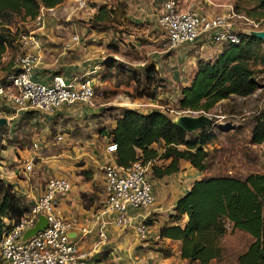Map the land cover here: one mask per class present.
<instances>
[{"label":"trees","instance_id":"16d2710c","mask_svg":"<svg viewBox=\"0 0 264 264\" xmlns=\"http://www.w3.org/2000/svg\"><path fill=\"white\" fill-rule=\"evenodd\" d=\"M61 1L0 0V62L7 45L14 38L7 25L11 15L15 13L33 19L40 7H52ZM250 1L253 2L251 8L244 9L247 14L255 19L264 17V0ZM117 9L122 15L123 10ZM107 14L106 7L98 4L93 16L101 19ZM238 37L237 42H224L213 56L196 61L188 84L179 87L178 108L208 112L221 98L230 94L245 96L254 91L257 84L250 61L257 56L258 43L262 40L243 32H239ZM261 59L264 60V48ZM9 69H5L0 80L17 70L15 67ZM141 69L142 77L138 74L130 76L134 82L133 95L154 98L155 88L161 87L159 83L163 78L156 74L152 62L145 63ZM208 125L190 132L175 125L164 109L142 112L122 106L114 117L113 125L99 128L98 132L115 143L113 158L118 166L125 167L137 158L142 161L168 159L166 164L155 162L150 165L149 175L158 177L170 171L179 158L187 160L198 171L206 168L209 152L204 145L214 135ZM234 129L223 131L224 138L231 139ZM239 129L241 127L235 131ZM247 132L248 145L264 140V106L251 115ZM152 143H157L161 149L158 151ZM177 144L183 147L179 148ZM249 150L255 156L254 148L249 146ZM26 209L27 203L15 194L12 184L0 178V231L17 221ZM182 214H186V220L179 224ZM168 219L171 222L158 228V236L178 239L179 256L185 258L187 264H264V171L253 169L243 176L202 175L175 200ZM144 220L149 223L147 217ZM227 229L241 230L250 239L233 261L219 262L221 247L218 240Z\"/></svg>","mask_w":264,"mask_h":264},{"label":"rangeland","instance_id":"374dc122","mask_svg":"<svg viewBox=\"0 0 264 264\" xmlns=\"http://www.w3.org/2000/svg\"><path fill=\"white\" fill-rule=\"evenodd\" d=\"M137 1L139 0H88L84 7L75 8L72 0H65L59 5L52 6L50 10L43 9V27H47L49 32L57 37H55L56 39H49L45 33L33 31L34 36L37 37V40L39 39L38 47L41 52L44 49L46 52V56H41L51 57V52L62 46L64 51H61L65 54V51L71 50V45L76 41L78 43L82 42L85 47L84 54H89L90 57L95 56L97 60L102 59L103 61L95 72L94 90L96 97L93 101L94 106L89 108L87 113L79 115V117H67L57 122L56 120L51 121L48 117L49 114L33 112L20 115L21 112H19L15 117L17 120L11 119L9 123L0 126V148L12 142L20 146L21 144L19 145L18 142L23 141L28 147L32 146L34 150V155L30 161L31 169L23 167L28 162L25 157L13 152L16 155L15 162L23 167L18 173L19 178L37 180L39 176V179L45 182L49 174L46 173L44 160L46 157H51L52 154L60 153L59 149L62 146L60 141L57 142L59 140L56 137L57 135L64 132L75 141H81L94 133L97 137H100L98 136L100 135L98 129L107 126L111 117L113 118L118 114L120 107L135 108V98H132L134 97V82L130 76L131 74H138L142 77V71L136 67L135 60L143 59L145 63L153 62L156 67V74L159 73L163 78L159 84L162 88L165 87L172 97L176 96L175 90L180 87L179 80L185 82L189 79L194 60L191 57L188 59V55L194 48L188 47L189 49L183 52L186 55L185 57L183 55L174 56L175 48L163 49L164 36L157 28L154 19L155 14L158 12L157 9H159V3L151 0L150 2L147 1L143 8H139L142 5L139 6L136 3ZM98 4H103L108 10L107 16L101 19L93 16ZM232 4L237 14L235 17L237 31L251 34L254 30L264 29V17L255 19L244 10L245 8H251L252 1L232 0ZM117 8L123 10L122 15H120ZM137 10H139L138 14ZM48 19H52L49 24L47 23ZM7 25L14 38L7 45L1 57L0 78L4 76L5 69L8 70L13 67L14 58L22 51L17 39L18 34L28 33L34 29L35 24L31 18H23L19 14L13 13ZM72 35H76L77 38L75 40L71 39ZM63 37H66L64 41H62ZM148 48L150 50L158 48L161 54L158 55L159 53L150 51ZM263 48L264 42L262 40L258 43L257 56L250 61L252 75L257 84L254 91L245 96L238 95L242 97L230 95L228 97L230 101H227L225 105H216L214 108H210L208 112H203L211 118L208 127L211 126L214 135L204 145L209 154L207 166L202 171V175L232 174L243 176L253 169L264 171V147L261 145L256 146L254 148L255 156H252L247 144L248 132H246L251 115L256 114L264 106V60L261 59ZM57 53V55H54L53 63H51L53 68L56 66L53 64H57L62 55L60 51ZM203 56L206 55L203 54ZM39 68L37 71L45 74L48 73L50 67ZM174 73H177L176 76H179V78L174 79ZM168 78L173 79L176 84L169 83ZM155 89L157 93L159 88L156 87ZM228 102H230V106ZM233 104L236 106L234 107ZM160 108L167 111L170 116L189 113L181 111L184 110L181 108H171V110H169V106L168 108L163 106ZM54 111L55 109L51 111L52 114H54ZM222 111L226 114L218 118L215 114ZM229 112L235 114L231 116L228 114ZM198 113L201 112L193 111L192 114ZM34 115L37 117L36 121L31 119ZM230 126H234L235 129L241 127V129L237 131L234 129L231 139L224 138L222 130ZM242 127L246 128L242 129ZM198 129L189 131L195 132ZM32 140L36 143L35 147ZM177 147L181 148L183 145L177 144ZM13 153L7 150L0 151V178L7 164L4 160L8 154ZM171 169L170 171H176L178 167L174 164ZM20 197L27 205L29 204L30 201L23 196ZM249 239L250 237L241 230L227 229L218 240L221 253L217 261H233L238 252L246 247ZM183 264H187V261Z\"/></svg>","mask_w":264,"mask_h":264},{"label":"crops","instance_id":"0c3cea01","mask_svg":"<svg viewBox=\"0 0 264 264\" xmlns=\"http://www.w3.org/2000/svg\"><path fill=\"white\" fill-rule=\"evenodd\" d=\"M64 1L65 0H62L57 3V5ZM147 1L150 2L151 0H139L136 3L139 6L142 5L139 8H143ZM156 1L159 3L158 6H160L161 0H154L155 3ZM196 4H200L204 11L212 12L216 10V7L209 5L206 0H197ZM136 12L138 14L139 10ZM47 21L49 24L52 22V19H48ZM43 24L35 31H38V33H45L46 37L49 39L57 37L53 35V33H50L47 27H43ZM65 39L66 37H63L62 41ZM38 41L39 39L37 40L36 37V42L29 45L27 49L36 57L33 66V77L35 79L48 82L53 74H60L64 78L73 75L90 76L92 80L95 81L96 69L101 66L103 60H97L95 56L90 57L89 54H84L85 47L82 42L78 43L74 41L71 45V50L65 51V54L62 53V51H64L62 46L59 47L58 50H53L51 54L49 53L51 57H44L41 55L46 56L45 49L41 52V49L38 47ZM222 44L223 43L213 42L206 37H200L190 43H181L177 47L179 49L175 48L176 51L173 55H183L185 57L186 55L185 53L183 54V52L187 51L190 47H193L194 49L189 53L188 59L190 57L191 59L193 58L194 64L192 68L194 69L196 61L199 58L213 56L221 49ZM148 50L150 49L148 48ZM59 51L62 55L60 56L59 62L53 64L56 65L53 68L51 63L54 61V55H57V52ZM150 51L159 53L158 55L161 54L158 48H153ZM147 53L149 52L147 51ZM203 54L206 56H203ZM144 64L145 62L143 59L135 60L136 67L141 71ZM44 66L50 67L47 71L48 73H39L37 71L40 69L39 67ZM158 75L161 76L159 73ZM176 75L177 73L173 74L174 79L179 78V76ZM167 81L176 84L173 79L170 80L168 78ZM179 82L180 86L186 85L188 84L189 79L185 82L179 80ZM157 88H159V90L154 98H147L144 96L132 97L135 98V109L147 112L151 109H162L160 108L162 106L165 108H168L169 106V110H171V108H178L177 99L179 96V89L175 90L176 96L172 97L165 87L162 88L158 86ZM230 95H233L234 97H242L236 94ZM230 95L228 97H230ZM228 97L219 99L212 108L220 104L225 105L227 101H230V98ZM94 99L90 104L78 102L62 104L55 108L54 114H52V112L49 113L36 110L28 111L49 114L48 117H50L51 121L56 120L58 122L67 117H79V115L87 113L89 108L94 106ZM229 103L230 102H228V104ZM81 104H83L82 107H80ZM233 106L235 107L236 105L233 104ZM18 113L19 112H4L1 116L5 117V123H9V120L11 119L17 120L15 117ZM19 114L21 115L23 113L21 112ZM225 114L226 112L222 111L215 115L219 118L223 117ZM228 114L233 116L235 113L229 112ZM115 116H113V118L111 117L109 124L107 126L105 125V129L113 125ZM31 119L36 121L37 117L34 115ZM245 128L246 127H242V129ZM229 129H234V126L227 127L222 131H227ZM246 130L248 131V129ZM98 136L100 137H97L96 133H94L90 137H85V139L81 141H75V139L68 137L66 133L62 132L56 136L57 139H59L57 142L60 141L62 143V146L59 149L60 153L52 154L51 157H46L44 160V167L45 170H47L46 173L49 174V177L63 176L70 183V187L66 191L57 194L56 209L62 217L72 218L78 224L84 225L87 228L85 233H80L79 231L74 230L72 231L71 236L75 240H78L81 247L90 250L89 264H183L186 262L185 258L179 256V240L169 237H159L158 228L163 223L171 222L168 219V215L172 210V205L175 200L184 193L194 179L202 176V171L195 169L187 160L179 158L174 161L175 165L178 167L176 171L168 170V172L162 173L158 177L150 176L153 193L152 204L145 208L129 210L136 220H140L145 216L147 217L149 227L146 236L141 237L135 233L129 225H115L113 222V214L103 209L101 165L105 160L110 158L111 152H108L105 149V144L109 141L108 137L102 134ZM18 143L21 145L17 146L14 142L8 143L5 147H1L0 151L3 152L7 150L12 153L17 152L19 156L25 157L26 160L30 162L34 155L32 146L28 147L23 141H19ZM32 143L35 147L36 143L34 140H32ZM258 145L264 147V140L260 143L249 144L252 148H256ZM152 146L157 147L158 151L161 149L160 146H157V143H152ZM79 158L81 159L78 160ZM15 160L16 155L14 153L7 155V158L4 160L7 164L5 170L2 171L1 178L12 184L15 194L19 196V198H21L20 196H23L26 200L31 201L40 194L44 182L39 179V176L37 180L19 178L18 173L23 167L18 165ZM168 161V159L162 161L157 158L146 161L147 171H149L148 173L150 174L149 169L152 163L166 164ZM40 162H42V160H40ZM185 220L186 214H182L178 223L182 224ZM99 233L102 234L100 235Z\"/></svg>","mask_w":264,"mask_h":264},{"label":"built area","instance_id":"2783aa9c","mask_svg":"<svg viewBox=\"0 0 264 264\" xmlns=\"http://www.w3.org/2000/svg\"><path fill=\"white\" fill-rule=\"evenodd\" d=\"M87 1L72 0V3L75 8H81ZM196 1L161 0L154 19L164 36L163 49H174L200 37L218 43L238 41L237 14L232 0H206L216 7L212 12L204 11ZM43 9L50 10L51 7H40L32 19L34 29L18 34L22 51L13 60V67L17 70L0 80V116L4 112L28 110L51 112L62 104H90L95 97V84L90 76L64 78L53 74L48 82L33 77L36 57L26 48L36 42L33 31L44 22ZM76 38V35L71 36V39ZM181 111L193 113L188 109ZM105 149L111 155L101 165L103 209L113 214L115 225H129L144 237L149 227L144 220L146 216L136 220L129 210L145 208L153 202L146 161L137 158L125 167L118 166L113 158L115 143L108 141ZM23 167L31 169L30 162ZM69 187V181L63 176H51L45 180L40 194L29 202L18 220L0 231V264H89L90 250L81 247L78 240L69 235L74 230L85 233L87 228L72 218L62 217L56 209L57 194ZM38 214L44 215L45 227L21 239L23 231L34 224Z\"/></svg>","mask_w":264,"mask_h":264},{"label":"water","instance_id":"95a60500","mask_svg":"<svg viewBox=\"0 0 264 264\" xmlns=\"http://www.w3.org/2000/svg\"><path fill=\"white\" fill-rule=\"evenodd\" d=\"M251 34L257 38H260L264 42V29L254 30ZM170 117L175 125L181 127L184 130H195L211 122V118L203 112L198 113V114L182 113V114L175 115V116L173 115ZM5 122H6L5 117L0 116V125L5 124ZM45 225H46V220H45L44 215L38 214L37 219L34 222V224L26 228L23 231L21 235V239L27 238L28 236L32 235L36 231L44 228ZM69 235H72V232H69Z\"/></svg>","mask_w":264,"mask_h":264}]
</instances>
